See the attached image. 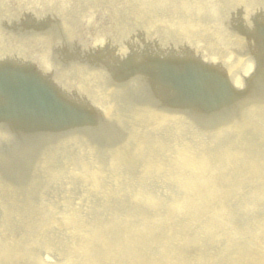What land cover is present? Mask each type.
Listing matches in <instances>:
<instances>
[{
  "label": "rangeland",
  "instance_id": "rangeland-1",
  "mask_svg": "<svg viewBox=\"0 0 264 264\" xmlns=\"http://www.w3.org/2000/svg\"><path fill=\"white\" fill-rule=\"evenodd\" d=\"M188 32L192 42L204 46L209 55H218L217 47L226 49L223 46L228 40L215 45L217 33L205 36L198 30V37L197 32ZM258 35L249 41L245 38L243 47L246 60L259 69L256 75L262 76L264 32ZM80 37L87 42L92 39ZM40 38L63 44L74 39L71 35L66 39L63 30ZM128 39L120 50L125 54L140 56L141 48L164 57L181 53L176 44L151 35H130ZM8 40L0 46V56L17 51H11L13 47L29 55L36 52L32 37L14 33ZM233 40L238 43L241 39ZM120 51L97 54L93 65L80 59L64 63L58 52L50 55L57 79L48 84L47 98L29 104L25 111H0V264H43L46 257L51 264H85L75 257L74 248L79 245V234L88 230L82 223L90 221V214L102 225L122 221L113 226L145 229L159 238L178 235L179 239L170 238L166 247L152 244L143 249L157 264L171 259L174 264H249L241 258L229 259L241 245L246 246L241 251L244 255H253V247L264 251V228L254 227L264 224V184L253 175L260 177L254 172L258 169L255 164L242 162L246 176L258 180L250 196V191L243 189L249 187V179L240 175L237 168L242 165L237 160L245 154L253 156L256 163L264 156L260 137L264 133V101L250 103L233 91V67L228 77L220 75L205 84L187 85L123 67L117 75H110L111 88L103 93L102 73H111L122 59L117 55ZM21 52L16 55L21 57ZM259 82L264 85V78ZM4 101L0 95V102ZM152 105L161 107L166 114L161 118L166 117L147 113ZM98 111H107V115L100 116ZM145 158L154 160L158 169L142 177ZM184 160L203 170L209 166L208 173L213 174L227 168V177L234 170L240 178L233 176L225 183L224 177L219 184L223 190L234 180L244 184L224 191V200L211 201L219 195L207 193L199 202L200 211L187 209L188 215L177 214L174 206L190 196L185 182L200 177ZM82 171L95 174L99 185L82 182ZM204 203L211 204L204 207ZM246 227L247 231L251 228L250 234L244 232Z\"/></svg>",
  "mask_w": 264,
  "mask_h": 264
},
{
  "label": "bare ground",
  "instance_id": "bare-ground-1",
  "mask_svg": "<svg viewBox=\"0 0 264 264\" xmlns=\"http://www.w3.org/2000/svg\"><path fill=\"white\" fill-rule=\"evenodd\" d=\"M58 30H63L66 39L69 35L74 39L63 44L54 40L45 42L40 38L41 34L53 37V33ZM198 30L205 36L217 33L214 37L216 46L228 40L223 46L226 49L221 50L222 46L217 47L218 55L214 53L209 55L207 51L205 52L204 46L192 42L193 37L188 35L190 33L188 31H193L195 34L197 32L199 37L201 35ZM262 32H264V0H0V46L7 45L10 36L18 33L26 38L32 37V46L36 50L29 55L13 47L11 51H17H7L0 56V95L6 99L0 102L2 108L0 111L5 113L13 110L25 111L29 108V104H37L47 98L48 84L57 79V73L48 60L50 55L54 56L58 52L61 58L63 57L64 63H75V59H80L85 65H93L97 61V54L107 50L115 52L123 50L129 43L130 35L141 37L151 35L160 41L167 40L168 44H176L174 46L181 53L175 52L171 57H164L147 48H141L140 56L120 51L121 54H117L122 57L118 62L120 65L117 64L111 69L109 67L111 73L109 71L102 73L105 76V83L101 87L103 93L111 88L110 75H117L123 67H135L137 70L154 75L155 79H167L172 82L185 81L186 73L192 70H195V76L202 78L203 82L209 81L210 77L220 75L222 78L228 77L229 69L233 67L230 69L232 74L229 72L233 80V91L243 94L245 100L250 103L256 99L264 101V85L259 82L264 75H256L259 74V69L246 60L247 53L243 47L247 42L246 39L249 41L248 37L253 39ZM80 35L90 36L91 42L85 41ZM233 39L241 40L236 43ZM88 43L90 46L87 45ZM37 44L42 48L39 49ZM24 48H28V44H25ZM18 52L22 53L21 57L16 55ZM123 54L125 55L122 56ZM83 76L85 77L83 74L80 79H83ZM242 86L247 90L242 89ZM98 112L100 116L107 115V111ZM146 112L155 118L166 115L161 111V107L157 109L154 105ZM260 137L264 142V133L261 132ZM229 146L234 149L235 144L231 143ZM235 155L237 156V152ZM244 156L246 155L239 156L237 163L242 166L237 169L241 176L249 179L247 182L249 187H242L250 191L248 194L253 196L252 189L256 188L254 182L257 187L258 180L262 185L264 184V156L258 157L256 163L253 156ZM242 162H252V167L255 164L254 169L256 167L258 169L254 172H258L260 177L254 173L253 175L258 180L254 176L253 178L246 176ZM184 163L194 167L191 160H184ZM194 168L196 176L200 177L196 181L185 182L190 196L189 199L174 206V212L177 214L188 215L185 212L187 209H192L193 213L200 211L199 202H202V198L207 193L219 195L211 201L224 200L227 196L224 191L231 189L232 186L244 184L243 181L234 180L230 187L223 190L219 184L224 177L225 183L228 180L231 182L233 176L240 178L233 172L234 170L231 169L227 177V168L224 167L214 171V174L208 173L209 166H206L205 170L199 166ZM247 168L250 171V167ZM152 169H158V165L154 160L145 158L140 170L141 176L152 174ZM79 178L84 183L89 181L99 185L95 174L82 171L79 173ZM233 194L234 192L231 191L230 198ZM194 204L196 207L193 206ZM204 204L205 207L211 203ZM89 219L86 224L83 221L82 226L87 227L88 230L79 234V245L74 248L75 257L82 258L85 264H157L145 255L143 249L152 244L166 247L171 242L170 238L179 239L178 235L172 236V233L171 236L159 238L145 229L113 226L122 221L102 225L95 222L97 216L92 219V214ZM254 227L259 230L260 227L264 228V224L257 223ZM247 229L248 227L244 228L245 233ZM250 231L251 228L247 231L248 234ZM245 248L246 246L241 245L240 251L234 253V255L237 253V257H231L229 260L233 262L241 258L249 264H264L262 249L257 250L253 247L251 248L253 255H244L241 251ZM173 262L174 260L171 259L162 264H174ZM51 263L53 261L50 257L43 259V264ZM224 263L219 261L217 264Z\"/></svg>",
  "mask_w": 264,
  "mask_h": 264
}]
</instances>
